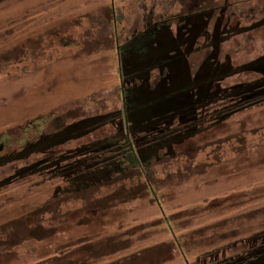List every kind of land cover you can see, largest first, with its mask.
I'll use <instances>...</instances> for the list:
<instances>
[{"label":"rangeland","instance_id":"obj_1","mask_svg":"<svg viewBox=\"0 0 264 264\" xmlns=\"http://www.w3.org/2000/svg\"><path fill=\"white\" fill-rule=\"evenodd\" d=\"M147 9L149 0H0V264H209L230 255L218 247L264 231V99L220 98L199 108L204 126L231 115L175 145L178 157L167 151L153 169L162 208L141 187L128 194L117 173L84 189V145L119 126L116 47L135 43ZM153 11L188 17L159 35L164 45L188 44L189 79L211 62L240 70L211 90L260 80L244 66L264 56V0H161ZM194 17L198 35L189 44ZM38 134L52 137L23 150ZM52 157L58 175L48 173ZM87 198H105L104 210L87 215Z\"/></svg>","mask_w":264,"mask_h":264},{"label":"trees","instance_id":"obj_2","mask_svg":"<svg viewBox=\"0 0 264 264\" xmlns=\"http://www.w3.org/2000/svg\"><path fill=\"white\" fill-rule=\"evenodd\" d=\"M149 1L151 9L144 10L143 13L145 29L134 33L136 34L135 43L132 44L129 40L127 46H124L126 45L124 41L122 45L116 47L119 58V92L121 95L119 126L116 134L112 137L89 146L84 145V189L88 188L87 181L90 183L106 182L109 174L117 173L122 175L120 179H123L121 181L123 184L120 186L128 194L134 188L141 187L142 193L147 191L150 197L154 198L152 201L156 206L162 208L159 202L155 200L159 196L151 183L153 176L151 173H156L153 169L165 158L164 155L167 151V155L174 158L178 157L177 152H170L175 145L202 132V128H214L217 123L230 117L231 114L220 112L212 125L204 126L206 122L199 121L200 118L197 116L205 115L206 110L199 108L206 102L226 98L236 104L237 101H240V104L243 105L244 102L250 100L257 99L256 101L260 102L259 99H264V56L244 66V69L250 68L251 71H259L257 73L262 75L257 81L259 86L255 82L253 84L242 83L227 88H221L217 84L211 90L216 80L239 73L240 70L230 67H224V70L222 68L214 69L210 66V62L206 67L202 65L198 75L189 79L184 74L183 68L188 55V44L183 45V49H181V43L177 42L165 41L166 44L164 45L160 40L163 36L159 35L167 28L166 23L174 18L187 16L179 14L170 15L168 18L165 16L167 14H164L155 18L153 8L157 7L161 0ZM111 13L112 23H114L112 25L120 24L121 19L117 17L116 11L112 9ZM197 16L199 17V14ZM189 20L191 33L189 34L190 39H186L188 40L187 43L196 37H193V33L198 35L196 22L199 19L194 17L189 18ZM148 29H154V31H150L148 34L146 33ZM204 63L207 64L208 62L205 61ZM155 70H157V74L152 76L150 73ZM179 71L183 73L181 78L177 76ZM232 111L235 112V110ZM161 122H166V124L159 127ZM33 123L27 128L33 129L34 127L37 129L42 120H35ZM141 131L143 134H140ZM137 132L139 133L138 136L135 135ZM84 133L86 134V128H84ZM37 136H39V140L26 143L27 146L23 150L26 147L36 148L40 142L52 137H45L42 134ZM50 140L52 141V139ZM209 148L210 146L206 147V149ZM199 153L201 152L197 151L194 157ZM190 154L180 152L179 156H183L185 160L192 162ZM152 160H155V164H152ZM46 163V166L51 167L48 173L53 172L58 175V171L53 168L57 161L52 157ZM123 163L125 165L120 166ZM35 168H39V166ZM69 180L72 185L75 177L66 176L63 180L66 186H69ZM103 199L105 198H87L88 201L84 202L83 206L86 214L97 216L104 210L105 206H101L102 201H99ZM85 220L87 219L84 216ZM225 247L226 250L230 251L228 258L209 264H264V231L252 235L246 241L227 242L218 248L221 251L225 250Z\"/></svg>","mask_w":264,"mask_h":264}]
</instances>
